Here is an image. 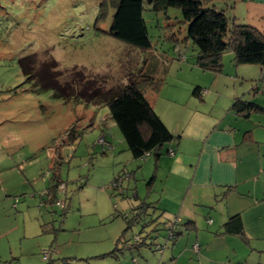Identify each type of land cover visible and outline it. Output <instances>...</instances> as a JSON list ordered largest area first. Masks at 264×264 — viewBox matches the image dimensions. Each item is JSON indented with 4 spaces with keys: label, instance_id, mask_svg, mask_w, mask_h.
Segmentation results:
<instances>
[{
    "label": "rangeland",
    "instance_id": "374dc122",
    "mask_svg": "<svg viewBox=\"0 0 264 264\" xmlns=\"http://www.w3.org/2000/svg\"><path fill=\"white\" fill-rule=\"evenodd\" d=\"M103 1L0 0V120L11 121L1 129V135L6 138L5 147L13 146L7 143L13 141L11 153L16 163L3 188L15 184L25 191L12 197V213L26 218V224L32 220L38 225V216L44 215L45 227L31 239L17 242V249L22 246L26 250L8 256L9 263L21 260L34 264L31 258L36 255L28 253L39 248L42 251L44 245L50 257L75 256L73 264H94V259H80L88 258L107 242L116 226L109 216L116 210L119 217V207L133 202L135 191L142 200L148 194L153 167L145 166V159H131L105 106L94 108L76 96L79 90L90 92L92 85H101L104 90L119 88L144 70V53L108 34L115 10L110 2L101 5ZM199 1L205 9L215 6L228 19L232 12L238 14V0ZM144 7L142 17L152 45L148 52L156 51V56L170 59L177 40L182 42L186 36L187 25L180 10L154 12L147 4ZM195 50L190 43L184 47L187 61L195 59ZM29 54L35 65L54 74L65 90L74 91L71 98H55L58 93L52 89L40 93L30 90L18 66V59ZM158 73L164 75L166 67L159 68ZM174 73L162 79L163 90L176 87L182 93L184 80L176 79ZM201 74L192 69V74L182 72L181 76L194 83ZM163 94L156 112L168 117L173 110L162 105ZM178 101V108L186 107L182 98ZM42 202L44 207L39 205ZM4 207L0 202V210ZM155 220L158 217L151 221ZM9 224L12 227L13 221ZM159 224L155 240H164L163 223ZM141 229L140 225L132 226L128 236L140 234ZM145 252L150 259L156 258L151 251ZM134 258L139 264L138 257Z\"/></svg>",
    "mask_w": 264,
    "mask_h": 264
},
{
    "label": "crops",
    "instance_id": "0c3cea01",
    "mask_svg": "<svg viewBox=\"0 0 264 264\" xmlns=\"http://www.w3.org/2000/svg\"><path fill=\"white\" fill-rule=\"evenodd\" d=\"M238 1L235 3L238 14L232 12V18L254 28L264 38V0ZM178 44L172 48L174 55L170 59L156 56V51L143 52L142 64V69L152 77L164 79L175 70L174 77L184 80L186 89L182 93L176 87L164 92L161 85L155 98L150 96L154 112L173 139L161 146L156 156L143 158L145 166L153 167L145 199L135 191L133 202L119 207V217L116 210L109 216L116 226L107 242L80 260L131 264L138 257L139 264H264V110L252 112L246 118L231 110L236 100L264 109L263 69L257 65H236L228 51L222 57L221 73L203 72L187 61L183 51L186 46ZM161 67H166L164 75L158 73ZM192 69L202 73L194 83L193 79L181 76L182 72L192 74ZM194 88H198L197 94L190 95ZM162 94V105L173 110L168 117L156 112ZM179 97L185 108H178ZM10 123L9 119L0 120V202L5 204L0 210V264H23L21 260L9 263L8 256L17 250L24 252L22 246L17 249V242L31 239L40 228L45 229L44 215L38 216V225L32 220L26 224V218L12 213V197L26 192L18 190L15 184L3 188V182L10 178L8 172L16 165L11 153L13 141H7L13 144L7 148L6 138L1 135V129ZM39 205L44 207V202ZM236 216L241 223L240 234L233 233L235 226L228 230V222ZM153 217L158 220L151 222ZM146 220H149L147 231L152 232L163 223L165 234L169 225L175 223L177 236L172 240H166V236L164 240H151L140 233V241L134 242L137 235L129 237V229L134 225L141 227ZM153 242L164 245L161 253L154 251ZM195 244L197 251L193 249ZM38 251L42 255L40 248L28 253L36 255L31 258L34 264H73L71 260L76 258L55 255L44 261L38 257ZM145 251H151L156 258L150 259Z\"/></svg>",
    "mask_w": 264,
    "mask_h": 264
},
{
    "label": "trees",
    "instance_id": "16d2710c",
    "mask_svg": "<svg viewBox=\"0 0 264 264\" xmlns=\"http://www.w3.org/2000/svg\"><path fill=\"white\" fill-rule=\"evenodd\" d=\"M106 2H110L115 10L108 34L129 47L148 52L152 45L142 17L147 0H104L101 5ZM147 5V9L154 12L169 8L180 10L187 30L183 41L177 40L175 45H193L196 57L191 64L201 71L221 73L222 57L229 51L236 65H257L264 72V38L254 28L237 23L234 18L228 19L215 6L205 9L199 0H152ZM31 57L29 54L18 59V66L25 81L30 84V90L40 93L52 89L58 93L53 95L55 98H71L74 91L65 90L64 86L58 84L54 74L49 73L44 66H36L35 59ZM162 79V76L152 77L141 71L134 80L116 89L104 90L101 85H92L90 92H86L87 89L75 92L79 100L84 99L87 105L107 108L108 118L118 127L131 159L138 160L150 154L156 156L158 149L173 139L150 103V96L159 92ZM197 92L198 88H194L193 94ZM231 110L246 118L252 112L264 109L250 102L236 100ZM227 225L229 231L235 226L233 233H241L239 217L232 218Z\"/></svg>",
    "mask_w": 264,
    "mask_h": 264
},
{
    "label": "built area",
    "instance_id": "2783aa9c",
    "mask_svg": "<svg viewBox=\"0 0 264 264\" xmlns=\"http://www.w3.org/2000/svg\"><path fill=\"white\" fill-rule=\"evenodd\" d=\"M169 154L170 155H173V151L170 150L169 151ZM174 225H175V223H172L167 228V234H166V236H167V239L168 240H172L175 237ZM133 241L134 242H139L140 241V237L139 236H135L133 238ZM152 248L154 249V251L161 253L163 251V249H164V245L154 244V245H152ZM193 249L197 251L198 250V246L195 244L193 246ZM49 258H50V253L48 251H44L43 250L42 251V259L44 261H47V260H49ZM131 264H135L134 261Z\"/></svg>",
    "mask_w": 264,
    "mask_h": 264
},
{
    "label": "water",
    "instance_id": "95a60500",
    "mask_svg": "<svg viewBox=\"0 0 264 264\" xmlns=\"http://www.w3.org/2000/svg\"><path fill=\"white\" fill-rule=\"evenodd\" d=\"M151 2H152V0H147V4H151ZM151 222H154V221H151ZM150 222V223H151ZM149 226V222H145L144 224H142L141 225V228H142V230H141V232L140 233H144V235H146L145 237L146 238H149V239H156V236L155 237H151V234H154V235H156L157 233H158V231L157 230H153L152 232L149 230V231H147L146 229H147V227ZM145 231H147V232H145ZM139 235V234H138ZM137 235V236H138ZM135 237V236H134ZM133 237V238H134ZM166 240H168L167 239V236H166ZM155 243L153 242V245H154ZM157 244V243H156Z\"/></svg>",
    "mask_w": 264,
    "mask_h": 264
},
{
    "label": "clouds",
    "instance_id": "9594fccd",
    "mask_svg": "<svg viewBox=\"0 0 264 264\" xmlns=\"http://www.w3.org/2000/svg\"><path fill=\"white\" fill-rule=\"evenodd\" d=\"M175 235H176V233H175Z\"/></svg>",
    "mask_w": 264,
    "mask_h": 264
}]
</instances>
